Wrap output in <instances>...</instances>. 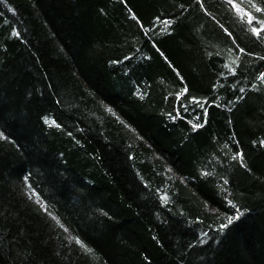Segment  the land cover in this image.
Here are the masks:
<instances>
[{
  "label": "trees",
  "instance_id": "1",
  "mask_svg": "<svg viewBox=\"0 0 264 264\" xmlns=\"http://www.w3.org/2000/svg\"><path fill=\"white\" fill-rule=\"evenodd\" d=\"M0 264H264V0H0Z\"/></svg>",
  "mask_w": 264,
  "mask_h": 264
},
{
  "label": "snow or ice",
  "instance_id": "2",
  "mask_svg": "<svg viewBox=\"0 0 264 264\" xmlns=\"http://www.w3.org/2000/svg\"><path fill=\"white\" fill-rule=\"evenodd\" d=\"M257 10L259 11V9H257ZM252 19H253L252 17H249V23L252 22ZM253 32H254L256 35H260V30H259V29L253 28ZM33 194H35V193H33ZM229 223H231V220H229ZM76 242H77V243H80L82 247H86L85 245L82 244V242H81L79 239H77ZM86 250L91 251L90 249H86Z\"/></svg>",
  "mask_w": 264,
  "mask_h": 264
}]
</instances>
